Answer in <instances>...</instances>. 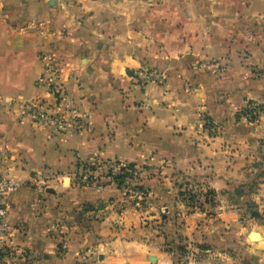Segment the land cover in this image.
I'll return each mask as SVG.
<instances>
[{
    "label": "crops",
    "instance_id": "1",
    "mask_svg": "<svg viewBox=\"0 0 264 264\" xmlns=\"http://www.w3.org/2000/svg\"><path fill=\"white\" fill-rule=\"evenodd\" d=\"M48 52L85 116L79 133L19 117L22 102H54L40 84ZM249 103L263 109L256 123L240 116ZM113 160L149 170L143 207L75 181ZM3 174L23 187L8 197L0 264H179L183 244L202 250L187 264H264V220L243 226L235 195L257 183L250 201L264 217V0H0ZM188 178L214 204L189 212Z\"/></svg>",
    "mask_w": 264,
    "mask_h": 264
},
{
    "label": "built area",
    "instance_id": "2",
    "mask_svg": "<svg viewBox=\"0 0 264 264\" xmlns=\"http://www.w3.org/2000/svg\"><path fill=\"white\" fill-rule=\"evenodd\" d=\"M53 37L63 38L66 31H48ZM68 33V32H67ZM44 73L40 79L47 91L51 94L54 102H48L44 99H33L22 102L18 105L19 117L27 118L30 121L50 127L56 134L69 135L76 134L85 129V116L79 110V107L69 96V93L62 81V61L54 52H48L44 55ZM148 80L151 82L163 83L164 78L156 72L149 73ZM258 105H250V112L245 119L258 117ZM202 127L216 134L219 129L212 122L203 120ZM118 176H124V181L120 183ZM138 170L136 167L120 161L94 162L90 166L81 169L76 175L78 184L91 186L97 190H102L108 184H112L118 189L129 193L133 198L134 206L141 208L144 206L145 193L135 191L132 186L138 182ZM23 182L7 174L0 175V253L10 255V246L7 244L10 240L12 228L7 222L9 212L8 197L11 193L21 189ZM198 201V198H197ZM198 204V202H197ZM67 249V244L63 245Z\"/></svg>",
    "mask_w": 264,
    "mask_h": 264
},
{
    "label": "rangeland",
    "instance_id": "3",
    "mask_svg": "<svg viewBox=\"0 0 264 264\" xmlns=\"http://www.w3.org/2000/svg\"><path fill=\"white\" fill-rule=\"evenodd\" d=\"M258 74H260V73H258ZM253 104H255V103H249L248 104V106H250V105H253ZM255 105H258V104H255ZM257 111H258V117H253V118H247V119H245V117H246V115H247V113L248 112H250V109L247 107L246 109H243L242 111H241V113H240V116L241 117H244V119H245V121L247 122V123H256L258 120H259V118L262 116V113H263V109H262V107H261V105H258V107H257ZM219 132V131H218ZM218 132L216 133V134H211L210 132V135L211 136H217V134H218ZM134 167H136L137 168V170H138V182H137V184H136V186L134 185V186H132V188H133V190H135V191H143L144 193H145V195L147 196V190H146V188H144L141 184H140V182H141V179H142V173H144V172H149V170H147L146 169V167H145V169H144V167H138V166H134ZM75 181L76 182H78L79 180L76 178V176H75ZM189 180H186L187 182H185V183H183L182 184V187H180V191L181 192H183V193H187V194H185V195H187V196H184V195H180V199H181V201L186 205V207H187V209L189 210V212H192V211H195V210H201L202 209V207H203V204H204V201H207V198H206V193H207V191H209L208 190V188L207 187H205V185H203V183H198L197 181H196V179H194V178H192V179H190V178H188ZM45 182H47V181H45ZM32 183V182H31ZM33 184V183H32ZM253 184H255V187H257V183H253ZM35 185V184H34ZM187 185V186H186ZM121 190V189H120ZM122 192H123V194H124V197H126V198H130L131 199V203L134 205V203H133V198L130 196V194L129 193H125L123 190H121ZM180 192V193H181ZM189 193H191V194H189ZM235 195H236V192H235ZM145 196V197H146ZM190 196H194V197H196V198H198V203L200 204H191V200L189 199L190 198ZM236 198V197H235ZM238 198V197H237ZM244 201L245 200H249L250 201V197H248V198H242ZM215 200H216V198H215ZM214 200V201H215ZM145 203V202H144ZM241 204H242V202H241ZM202 205V206H201ZM248 205V204H247ZM241 213H242V218H241V221L243 222V226H245V227H248V228H250V229H252V228H254V226H250L249 225V220H251L252 218L251 217H249V210H250V208L249 207H246V203L244 204H242L241 205ZM253 211L255 212H258L259 213V215H260V217L259 218H256V220L257 221H261V220H264V217H263V213H261V212H259V210L257 209V207H254V209H253ZM255 219V218H254ZM262 223V222H261ZM251 231H255L254 229L253 230H250V232ZM249 232V233H250ZM249 235V234H248ZM251 240V239H250ZM253 242H256V241H253ZM239 248L237 247H235V250H232V252H236V253H238L239 252V250H238ZM65 250V249H64ZM167 250H169V251H173V249H172V245H171V243L167 246ZM181 250H184L183 252H181ZM201 249H200V247H197V246H195V245H189V244H183V245H181L177 250H176V252H177V254H179V261H178V263L179 264H187V262L188 261H193V262H195V259L197 258V254H201Z\"/></svg>",
    "mask_w": 264,
    "mask_h": 264
},
{
    "label": "trees",
    "instance_id": "4",
    "mask_svg": "<svg viewBox=\"0 0 264 264\" xmlns=\"http://www.w3.org/2000/svg\"><path fill=\"white\" fill-rule=\"evenodd\" d=\"M130 167L132 168V167H134V165H130ZM117 179H119V181H120V183H122L123 181H124V176H118V178ZM255 191V184H252V185H249V186H241V187H239L238 189H237V191H236V196L238 197V198H248V197H250L251 195H252V193ZM185 194H187V193H183V192H181L180 193V195L182 196V195H184V196H187V195H185ZM189 194H191V193H189ZM214 197H216V193L214 192V191H211V190H209V191H207V193H206V198H207V201H205V202H207V203H211V204H214V200H215V198ZM192 202H191V204H197V198L196 197H194V196H190V198H189ZM244 201V200H243ZM246 202V207H249L250 208V210H249V217H251L252 219H256V218H259L260 217V215H259V213L258 212H254L253 211V209H254V207H255V205L251 202V201H249L248 199L247 200H245ZM244 203V204H245ZM199 204V203H198ZM248 204V205H247ZM200 205V204H199ZM202 206V205H201ZM184 250H181V252H183ZM4 255V254H3Z\"/></svg>",
    "mask_w": 264,
    "mask_h": 264
},
{
    "label": "water",
    "instance_id": "5",
    "mask_svg": "<svg viewBox=\"0 0 264 264\" xmlns=\"http://www.w3.org/2000/svg\"><path fill=\"white\" fill-rule=\"evenodd\" d=\"M248 237L251 239V241H256V242L261 239L260 232L258 231H251Z\"/></svg>",
    "mask_w": 264,
    "mask_h": 264
},
{
    "label": "bare ground",
    "instance_id": "6",
    "mask_svg": "<svg viewBox=\"0 0 264 264\" xmlns=\"http://www.w3.org/2000/svg\"><path fill=\"white\" fill-rule=\"evenodd\" d=\"M261 239H262V238H261ZM261 239H260V240H261ZM260 240H259V241H260Z\"/></svg>",
    "mask_w": 264,
    "mask_h": 264
}]
</instances>
